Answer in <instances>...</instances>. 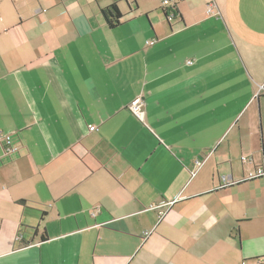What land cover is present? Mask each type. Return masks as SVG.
Returning a JSON list of instances; mask_svg holds the SVG:
<instances>
[{
	"label": "crops",
	"instance_id": "obj_1",
	"mask_svg": "<svg viewBox=\"0 0 264 264\" xmlns=\"http://www.w3.org/2000/svg\"><path fill=\"white\" fill-rule=\"evenodd\" d=\"M134 1L0 0V264L264 256V0Z\"/></svg>",
	"mask_w": 264,
	"mask_h": 264
},
{
	"label": "built area",
	"instance_id": "obj_2",
	"mask_svg": "<svg viewBox=\"0 0 264 264\" xmlns=\"http://www.w3.org/2000/svg\"><path fill=\"white\" fill-rule=\"evenodd\" d=\"M176 5V0H161V7L162 9L166 12L167 20H171L173 19L174 13L170 10V8L174 7ZM210 9H208L209 11ZM155 42V39H149L146 41V44H153ZM188 64L192 63L191 60L187 61ZM263 91L264 87L261 86L259 91ZM258 92L255 94V96L258 95ZM142 106H143V99L141 97H136L134 98L130 104L128 105V109L130 110V112L139 120H143L144 118V112L142 110ZM0 143L2 144V150L4 154H10L13 153L17 150V146H15L12 142V137L10 133H5L0 131ZM243 161H247V157H242L241 158ZM198 163V162H197ZM264 175V169L258 168L257 170H255L254 172H250L248 175V178H253V177H258ZM224 181H226V178H223ZM168 202H164L161 203L157 206H155V208H159L158 211V216L161 217L162 214L164 213V209H166L165 207L168 206ZM150 232L149 231H144V237H146ZM20 234H18L17 238L20 239ZM240 264H247L245 261H242ZM250 264H264V259H258L255 261H251Z\"/></svg>",
	"mask_w": 264,
	"mask_h": 264
},
{
	"label": "trees",
	"instance_id": "obj_3",
	"mask_svg": "<svg viewBox=\"0 0 264 264\" xmlns=\"http://www.w3.org/2000/svg\"><path fill=\"white\" fill-rule=\"evenodd\" d=\"M125 1V0H123ZM132 2L135 4V1L132 0ZM170 10L174 13V16L177 15V9H176V5L172 8H170ZM162 13H163V16L164 18L167 17V14L166 12L162 9ZM100 14L101 16L103 17L104 21L106 22V24L108 25V27H114L115 25L119 24L120 20L123 18V14L120 13L119 9H118V6H117V3H112L106 7H103L100 9ZM22 202V201H21ZM26 228H21L20 232H22V235L20 233V247H23V246H26L28 244L31 243V238H28V239H24L23 238V234H30L32 236L36 235V228L32 227V231H28V230H25ZM45 234L44 232H42V235L40 236V239H43L45 238ZM258 259H264V256H260V257H255L253 259H251V261H255V260H258Z\"/></svg>",
	"mask_w": 264,
	"mask_h": 264
},
{
	"label": "rangeland",
	"instance_id": "obj_4",
	"mask_svg": "<svg viewBox=\"0 0 264 264\" xmlns=\"http://www.w3.org/2000/svg\"><path fill=\"white\" fill-rule=\"evenodd\" d=\"M234 156H236V159H234L235 165H240V163H241L240 158L247 157V156H241L240 152L237 153L236 150L234 151Z\"/></svg>",
	"mask_w": 264,
	"mask_h": 264
}]
</instances>
